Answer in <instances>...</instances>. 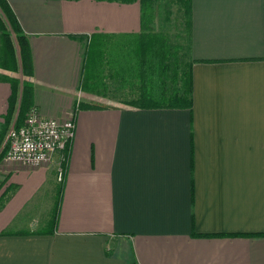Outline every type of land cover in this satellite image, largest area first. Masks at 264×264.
Segmentation results:
<instances>
[{"label": "crops", "instance_id": "1", "mask_svg": "<svg viewBox=\"0 0 264 264\" xmlns=\"http://www.w3.org/2000/svg\"><path fill=\"white\" fill-rule=\"evenodd\" d=\"M5 1L29 52L0 24V137L23 82L75 129L39 167L0 160V264H264V0ZM174 7L191 108L95 103L103 45L169 40Z\"/></svg>", "mask_w": 264, "mask_h": 264}, {"label": "trees", "instance_id": "2", "mask_svg": "<svg viewBox=\"0 0 264 264\" xmlns=\"http://www.w3.org/2000/svg\"><path fill=\"white\" fill-rule=\"evenodd\" d=\"M0 24L4 37H14L19 49V55L24 65L28 59L29 45L26 37L21 33L18 23L5 0H0ZM148 41L140 42L125 48L115 45H103L107 58H99V65L107 64L111 75L94 80L97 87H86L91 94H101L105 91V79L112 78L121 89L137 90L135 98L123 102L121 107L133 109L176 108L190 109L192 105V81L190 67L178 58L177 52L171 47L164 34H150ZM115 51V52H114ZM114 52V53H113ZM113 53V55H112ZM109 54V55H108ZM95 52L88 50V57H94ZM95 58H93V61ZM91 62V63H92ZM96 64V61H95ZM94 71V67L89 70ZM99 73V72H98ZM111 79V80H112ZM179 79V80H178ZM102 84L104 87H99ZM94 85V84H92ZM33 88L26 82L22 84L20 109L18 117L26 114L32 107ZM93 108L94 105H84ZM26 116V115H25ZM25 119V118H24ZM19 127L16 126V128ZM0 137V160L3 159L6 145ZM65 153V152H64ZM66 156V154H65Z\"/></svg>", "mask_w": 264, "mask_h": 264}, {"label": "built area", "instance_id": "3", "mask_svg": "<svg viewBox=\"0 0 264 264\" xmlns=\"http://www.w3.org/2000/svg\"><path fill=\"white\" fill-rule=\"evenodd\" d=\"M73 118L57 120L43 117L35 106L28 109L24 123L6 134L4 160L28 167H39L56 152H65L74 136ZM61 173H58L60 180Z\"/></svg>", "mask_w": 264, "mask_h": 264}, {"label": "rangeland", "instance_id": "4", "mask_svg": "<svg viewBox=\"0 0 264 264\" xmlns=\"http://www.w3.org/2000/svg\"><path fill=\"white\" fill-rule=\"evenodd\" d=\"M148 11H149V7L146 5L144 15H147ZM169 13L171 14V17L169 19L170 24H168V28L166 29V31L162 28H156L155 30H161V31L163 30L164 32H166L169 38L170 44L172 45L180 44L181 45L182 51L180 52H182L181 54L183 56L182 61L185 62L186 60L183 58L185 56L186 48L182 49V46L185 43L184 41L185 36L183 34V30L181 29V19L179 18V15L175 12V7L173 8V11H169ZM113 45L121 47V44H113ZM122 46H125V45H122ZM176 52L178 54V51ZM104 56L107 58V54H105ZM102 65H103L102 67L103 71L107 72L109 74L108 76H110L111 72H110V69L108 68V65L107 64H102ZM111 79L112 78L107 77L106 82L109 84V86H107V89H105V91L103 92L100 91L99 93L101 94H98V93L96 94V99L98 98V100L95 103H98L100 105L120 106V105H123V102L130 100L132 98H135L137 96L138 94L137 90H132L129 87L126 89H121L120 87H118L119 84L117 83V81H115V79H112V80Z\"/></svg>", "mask_w": 264, "mask_h": 264}]
</instances>
